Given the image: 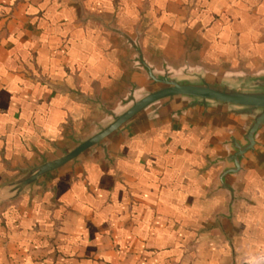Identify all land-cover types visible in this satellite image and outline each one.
<instances>
[{"label":"crops","instance_id":"crops-1","mask_svg":"<svg viewBox=\"0 0 264 264\" xmlns=\"http://www.w3.org/2000/svg\"><path fill=\"white\" fill-rule=\"evenodd\" d=\"M158 71H264V0H0V264H251L264 147L221 186L239 123L152 107L12 197ZM264 143V131L259 135Z\"/></svg>","mask_w":264,"mask_h":264},{"label":"water","instance_id":"water-1","mask_svg":"<svg viewBox=\"0 0 264 264\" xmlns=\"http://www.w3.org/2000/svg\"><path fill=\"white\" fill-rule=\"evenodd\" d=\"M132 45L138 53V65L146 71L148 77L139 95L136 96L133 90L125 99L121 111L107 110L108 120L95 133L79 141L70 151L33 167L24 176L10 183L8 187L12 197L36 183L41 176L75 161L90 149L101 146L106 139L120 133L152 107H156L157 113L162 105L173 101L181 103L177 111L179 113L199 110L203 115L214 113L239 123V130L228 138L229 153L225 157L227 166L220 175L221 186L232 191L230 176L240 172L248 155L264 147L259 138L264 131V71L224 74L209 72L204 68H186L175 72L166 66L158 71L146 61L140 47L135 42ZM260 264H264V260Z\"/></svg>","mask_w":264,"mask_h":264},{"label":"built area","instance_id":"built-area-1","mask_svg":"<svg viewBox=\"0 0 264 264\" xmlns=\"http://www.w3.org/2000/svg\"><path fill=\"white\" fill-rule=\"evenodd\" d=\"M262 260H264V257L259 258V259L255 260V261H253V263H251V264H260V262H261Z\"/></svg>","mask_w":264,"mask_h":264}]
</instances>
